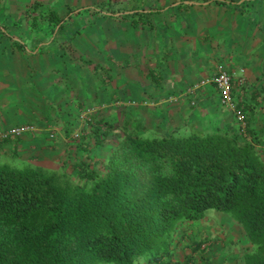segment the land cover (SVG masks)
<instances>
[{"label": "trees", "instance_id": "obj_1", "mask_svg": "<svg viewBox=\"0 0 264 264\" xmlns=\"http://www.w3.org/2000/svg\"><path fill=\"white\" fill-rule=\"evenodd\" d=\"M104 5L95 9L108 13ZM244 5L234 3L241 12ZM73 11L62 16L36 1L24 15H32L38 35L43 15L50 44H60L71 42ZM2 32L28 50L22 37ZM239 86L233 95L246 134L233 110L234 124L208 133L149 134L126 127L118 134L95 110L76 140L87 156V145L113 143L102 167L77 158L69 173L0 160V264H217L210 236L199 231L212 211L242 225L248 245L239 264H264V127L254 126Z\"/></svg>", "mask_w": 264, "mask_h": 264}, {"label": "rangeland", "instance_id": "obj_2", "mask_svg": "<svg viewBox=\"0 0 264 264\" xmlns=\"http://www.w3.org/2000/svg\"><path fill=\"white\" fill-rule=\"evenodd\" d=\"M65 1L74 3L71 8L82 9L73 17L72 30L66 34L70 35L76 27H80L71 42L75 53L58 55L59 44L53 43L44 45L39 54L15 51L10 47L0 49V126L30 122L38 129L41 125L50 129L48 125L56 124L66 107L77 113L78 97L81 101H93L115 94L126 96L136 87H141L143 92L146 89L152 91L147 88V69L156 74L168 73L165 77L168 82L185 85L190 78L204 76L207 70L215 72L219 65L228 71L234 68L239 72L240 68H244L249 78L263 75L264 84V6L261 1L249 3L237 0L246 3L242 12L237 6L228 9L213 1L210 5L178 3L162 13H129L121 17L102 14L95 8L105 4L109 10H126L127 13L134 9H149L150 6L157 9L168 4L169 0ZM8 2L3 0V5ZM4 6L0 5V19H18V22L16 25L4 22L3 25L18 28L24 7ZM45 8L53 9H42ZM161 41L169 45L160 47ZM27 44L30 46L31 43ZM7 45L11 43L5 39L4 46ZM81 57L92 61L93 66H81ZM202 62L205 67L199 65ZM84 107L82 105L81 109ZM94 109L91 107L89 111L94 112ZM86 110L81 112L83 117L79 114L80 121L77 120V125L71 130L73 132L68 131L71 142L66 150L60 148L48 152L44 149L39 156V152L31 150L15 148L14 151V146L6 143L0 144V160L75 173L73 163L82 157L88 162L99 161L102 167V163L112 155V142L99 147L88 145L90 156H87L86 148H77L83 141L81 138L76 140V134L82 133L83 125L87 124L83 120L88 119ZM230 110L215 96L211 110L193 117L188 128L204 133L214 131L220 126L214 114L220 112L224 118L228 111L231 114ZM196 120L197 125L194 124ZM28 136L30 134H26L25 138ZM199 231L210 236L207 242L217 264H239L241 254L248 245L239 222L225 213L212 211L199 224Z\"/></svg>", "mask_w": 264, "mask_h": 264}, {"label": "crops", "instance_id": "obj_3", "mask_svg": "<svg viewBox=\"0 0 264 264\" xmlns=\"http://www.w3.org/2000/svg\"><path fill=\"white\" fill-rule=\"evenodd\" d=\"M36 1L40 2L41 9L43 7H53V9L59 10L62 16L66 15L68 10L70 9L74 10L73 14L76 13L74 16L82 12V9H78V7L71 8L74 6V3L71 4L69 3V1L64 2V0H61V2H59V0H9L7 5L5 6L7 7L14 6V8L24 7L23 15H21L22 17L21 20L19 21V27L7 28L6 26H4L3 25L4 22H6L7 24L11 23L13 25L14 23L16 25V23L18 22V19L17 21L16 20L13 21L12 19H8V18H6V20L5 18L4 20L0 19V26L2 27V29L7 28V30L13 36V39L22 37L24 41L26 40L25 43L26 46L28 47L27 52H30L32 54H39L40 52H38V50L40 48H42L44 45L50 44V41L47 37L46 18L43 17L42 15L39 17V22H43V25L42 23L40 24L39 29L41 32L40 35H38L37 32L35 31V27H33L32 25V19H33L32 15H24L26 10L30 6H32V4L35 3ZM213 1H217V0H201L200 1L201 3L193 0H169V3L168 4L165 3L164 6L159 7L160 9L159 8L156 9L153 6H150L149 9H143V10L134 9L132 11H128L127 13L125 12L126 10H110L108 13L101 12V10L99 9H95V10L100 11L102 14L112 15L115 17L125 16L129 13L151 15L156 13V11H160V13H162L173 4L175 5L179 3L180 5V3H185L186 5H201V4L210 5ZM228 1H233V3H227V4L220 3L219 6L230 9V7L234 6V3L237 5L245 3L244 1L237 2V0H228ZM246 1H250L249 3H252L251 1L254 0H246ZM258 1H261L264 6V0H258ZM0 5L4 6L3 0H0ZM1 15L4 16V14ZM74 16H72L70 20H73ZM257 28L259 27L257 26ZM70 30L72 29L70 28ZM2 33H3L2 35L0 34V49L10 47L11 49L13 48V50L15 51H25V50H20L16 47L15 43L12 40V37H10L9 35H5L4 32ZM4 35L5 37H3ZM71 35H72L71 42H73L76 33L75 34L72 33ZM5 39L10 41L11 45L4 46ZM27 42L31 43L30 44L31 47L27 44ZM71 42H69L68 39H65L63 43H60L58 45L60 50L57 51L58 52L57 54L61 56H65L75 53V50L73 49L75 47L72 46ZM5 43L7 42L5 41ZM167 45L169 44L164 43L163 41H161L160 43V47L162 46L163 48ZM37 47L38 49L36 50ZM80 61H81V66L82 65L93 66L92 61H90L89 59H84L81 57ZM199 65L205 67L206 64L202 62ZM210 71L211 70H207L205 75L200 78H194V79L190 78L185 85L184 84L179 85L181 84V82L174 84L171 81L170 82L167 81L168 79H166L165 77L168 75V73L156 74L151 69H147L145 71V74L147 75V76L145 75L147 77L146 78L147 79L146 82L148 84L147 88L152 89V91H147L146 89L143 92L141 87L139 88L136 87L132 91V93L129 92L126 96L115 94L114 96L111 97L104 96L99 100L94 99L93 101L92 100L81 101V99L78 97L79 102H78L77 113H73L74 111L72 112V110H70L69 107H66L63 113L59 115L58 117L59 121L56 124H53V126L48 125L50 126L49 127L50 129H48V127H44V125H41V127L35 132L27 133L30 134V136H28L27 139L25 138V135L22 137H12L8 141H5L4 144L9 143L10 146H14V151L16 148V149H21L22 151L31 150L34 152H39L37 153L39 156H42L41 152L44 149L48 150V152H53L60 148L66 150L69 147V143L71 142L68 137V131L73 130L75 128L74 126H76L78 121H80L79 114L83 110H86L87 108H91V107L92 110L93 108H95L94 111L96 110L95 112L97 115H101L105 119L117 124L119 128L118 134L122 133L125 127L127 128V130H129V132L139 133V134L168 132L169 130L176 129L178 127L179 128L182 127L184 131V129L188 128L189 124L192 123L190 120L193 119V117L202 116L204 113L206 114L211 110L212 102L215 96H218L220 103L224 105L221 101L218 89L212 83H208L200 87L195 93L187 92L188 88H191L205 77L213 76L216 73V71L215 72H210ZM229 72L233 75L235 85L237 86L240 85L239 87H243L240 89V92L241 93L243 92L242 96L246 99L245 101L248 104L251 117L253 118L254 121V126L257 129L264 127V84L262 83L263 75L256 78H249L248 76H246V72L244 68H240L239 72L237 69L233 68V70ZM241 73H243V75ZM241 76H243L245 80L242 83L240 82ZM172 79L176 81L175 78L172 77ZM82 105L85 107L81 109ZM230 111L231 114L229 115V111H228V113L225 114L224 118L222 117V113L220 114V112L214 114V119H217L219 121L218 124L220 125L217 126V128L234 124V116L232 114L233 111L232 110ZM196 122L197 120L194 122V124H196ZM186 123L187 126H185ZM19 124H24V123H17L16 125ZM78 127L79 126H77V128ZM5 128L8 127L0 126V129H5ZM51 131L55 132L54 138L50 136ZM72 132L73 131H71V133ZM45 133L47 134L48 138H46ZM77 148H79V145H77ZM5 160L7 159H4L2 161ZM9 162L15 163V161H9ZM22 164L30 165V163H25V162H23Z\"/></svg>", "mask_w": 264, "mask_h": 264}, {"label": "built area", "instance_id": "obj_4", "mask_svg": "<svg viewBox=\"0 0 264 264\" xmlns=\"http://www.w3.org/2000/svg\"><path fill=\"white\" fill-rule=\"evenodd\" d=\"M244 77H240V82H244ZM212 83L218 89L221 101L224 105L233 110L238 120L241 122L242 131L246 134L247 122L246 115L243 110L239 109L237 106V100L233 95V90L235 87V81L233 79V75L229 73L227 69H224L222 66H218L216 73L213 76H208L196 83L191 88H188V93H195L200 87ZM90 108L85 111L87 117L90 113ZM84 116L83 114L81 115ZM37 130V126L35 124H19L13 125L5 129H0V139H9L12 137H22L27 133H32ZM78 136V134H76ZM51 136L54 137L55 133L52 132Z\"/></svg>", "mask_w": 264, "mask_h": 264}]
</instances>
